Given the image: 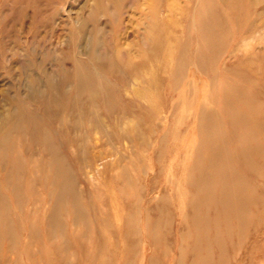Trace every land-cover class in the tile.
<instances>
[{
    "label": "rangeland",
    "instance_id": "rangeland-1",
    "mask_svg": "<svg viewBox=\"0 0 264 264\" xmlns=\"http://www.w3.org/2000/svg\"><path fill=\"white\" fill-rule=\"evenodd\" d=\"M209 9L218 14L215 24ZM202 22L216 25L217 48L212 51H206L209 33L200 28ZM151 39L160 44L157 58L148 57ZM99 40L97 49L104 42L120 66L125 67V60L146 67L137 81L129 79L127 91L119 90L126 102L140 103L144 148L137 149L129 138L110 141L91 125L88 152L100 155L97 165L85 163L80 169L70 163L86 219L75 225L68 210L61 209L60 222L49 228L46 215L53 200L47 189L37 184L34 192H27L28 175L13 193L0 174V195L6 199L0 213V264H192L197 256L204 258V264H264V0H0V123L1 117H8L10 98L25 99L27 75H38L40 64L48 71L61 61L70 68L71 54L86 60ZM172 54L184 59L180 67L168 58ZM172 66L177 67L174 75L169 71ZM110 78L123 83L120 76ZM156 79L163 80L157 92L144 91L138 98L134 92ZM201 106L217 115L232 156L234 188L243 190L240 183L246 180L249 193L242 224L231 218L218 226L213 211L205 213L210 242L198 254V231L191 229L187 217L197 200L194 194L184 196V179L200 140ZM225 107L235 119L249 112L258 121L254 139L262 151L248 160L251 165L234 160L237 151ZM134 118L121 123L129 136L136 127ZM148 143L149 153L143 151ZM106 164L115 167L103 173ZM31 165L39 168L36 161ZM122 173L130 176V184ZM111 176L119 178L125 189ZM130 205L149 210L150 224L160 219L157 244L149 238L145 222L127 228L124 218ZM5 216L9 231L2 229Z\"/></svg>",
    "mask_w": 264,
    "mask_h": 264
},
{
    "label": "bare ground",
    "instance_id": "bare-ground-1",
    "mask_svg": "<svg viewBox=\"0 0 264 264\" xmlns=\"http://www.w3.org/2000/svg\"><path fill=\"white\" fill-rule=\"evenodd\" d=\"M151 10H153V4L151 5ZM208 11L211 13L215 24L218 14H216V11L210 9ZM203 12L205 11L203 10ZM213 22H202L203 25L200 26L201 29L209 33V38L204 42L206 51H212L215 47L217 48V32L214 29L216 25H213ZM155 29L156 22L152 21L151 31H155ZM100 43V40L98 43H95V47L90 51L91 54L86 60L81 59L78 54V56L71 54L73 65L70 68L62 63V61L58 62L50 71L40 64L38 69L41 72L38 75H27L28 88L26 86V89L28 90L26 95L24 94L25 99H19L18 96L10 98L6 114L8 117L4 118V120L1 117L0 174L5 180L6 187L11 189L12 186L11 191L13 193L22 186L20 180L28 175L30 181L26 184L24 183L27 192H34L37 184H40L45 190L47 189L53 200V207L49 211L50 213L46 215V222L49 228L54 227L57 222H60L58 212L61 209L68 210L74 225L80 221H86V219H83V208H81L80 200L82 199V194L76 189L75 178L70 163L78 164L81 169L85 163L89 167L94 162L96 164V160L99 159V154L90 155L88 152V149L91 148L90 134L92 126L96 130H101L106 134L110 141L111 139H117L118 141L124 140L125 142V139L129 138L130 144L133 143L137 149L143 146L144 141H147L141 129L143 113L137 108H140V103L132 104L131 102H126L124 96L119 93V90L127 91L129 89V79L137 81L146 67L142 64H132L125 60H123L125 67L120 66L114 55L106 48L104 42L101 48L97 49ZM149 47L151 48V52L148 54V57L153 55V58H157L160 53L158 40L151 39ZM180 57H174L172 54L168 58L173 63L178 62L177 67H180V64L184 62L182 56ZM199 61L198 59V63ZM177 67L172 66L170 68L171 75H174ZM113 76L122 77L123 83L118 84V82H114L110 78ZM162 81L161 79L149 80V82L144 83L145 86H141L142 90L135 89L134 93L140 99H142L143 93L145 94L146 91L154 95L157 92L155 90L160 88ZM173 84L172 82L171 88L168 89L169 91L173 90ZM146 99L148 100V98ZM29 105L35 106V109H29ZM226 106L230 105L227 104ZM229 109L230 107H225V117L231 128L232 145L237 151L234 160H242L244 163L246 162L248 165H251L248 160H251L254 154L262 151L258 140L254 139L256 133L253 128L256 123L258 124V121L249 112L244 113L241 118L235 119ZM199 111H201L199 117L200 128L198 130L200 140L197 145L196 155L192 159L190 166H187L184 179L186 181L184 196L194 194L197 200L195 205L190 206L191 213L187 217L191 222V229L198 231V240L195 246L198 254L202 251L203 245H208L210 242V238L206 236L208 224L206 225L207 217L205 213L213 211V219L218 226L220 224L226 225L231 218L236 219L242 224L243 205L249 193L246 187V180L240 183L243 190L234 188L236 176L233 173L234 171L230 170L232 162L229 156L231 155L223 141L222 130L220 129L217 115L207 112L203 106L200 107ZM126 116L136 118V123L133 121L136 127L130 129L132 132H130V136L121 128V123L126 119L125 123L128 121V117ZM128 123L131 124L130 121ZM129 124H125V127ZM109 126L112 129L111 131L108 130ZM239 128H244L245 133L238 134L237 130ZM131 146L132 148L134 147L133 145ZM146 146V149L143 151L149 153L152 149L151 143L146 144ZM73 148L77 153L74 154L71 151ZM134 156L136 157L135 162L138 165L140 161L138 159L139 155L135 154ZM35 161L39 164V168L31 165ZM133 165H135L134 162ZM119 166L117 167L119 168ZM98 167L100 166L98 165ZM113 167L115 166L106 164L103 173L108 172ZM100 173L102 174V172ZM124 173L121 176L123 179L127 177L130 184V176ZM232 177L235 178L232 179ZM18 180L19 182L17 183ZM110 180L118 182L120 188L125 189L124 183L119 178L111 176ZM237 180H240V178H237ZM3 204H6V199L0 195V213ZM149 216V210L139 205H130L129 216L124 218V221L127 228L132 223L139 224V221L145 222L146 224L144 223V225L147 228L146 232L149 238L152 239L154 244H157L158 239L156 236L158 233L157 229L161 226L160 219L150 224L148 220ZM2 225V229L8 230L10 227L6 216L3 218ZM213 237L216 241V235ZM2 238L3 234L0 230V239ZM203 260V257L197 256V259L192 264H204Z\"/></svg>",
    "mask_w": 264,
    "mask_h": 264
}]
</instances>
